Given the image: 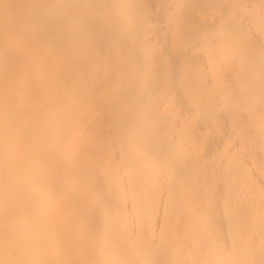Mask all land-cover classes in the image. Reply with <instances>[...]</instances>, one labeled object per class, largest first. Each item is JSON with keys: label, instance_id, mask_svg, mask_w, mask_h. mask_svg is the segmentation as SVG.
I'll return each instance as SVG.
<instances>
[{"label": "bare ground", "instance_id": "obj_1", "mask_svg": "<svg viewBox=\"0 0 264 264\" xmlns=\"http://www.w3.org/2000/svg\"><path fill=\"white\" fill-rule=\"evenodd\" d=\"M0 264H264V0H0Z\"/></svg>", "mask_w": 264, "mask_h": 264}, {"label": "rangeland", "instance_id": "obj_2", "mask_svg": "<svg viewBox=\"0 0 264 264\" xmlns=\"http://www.w3.org/2000/svg\"><path fill=\"white\" fill-rule=\"evenodd\" d=\"M6 244L7 245L3 246L5 251L10 250L13 247V244H15V243L12 241H7Z\"/></svg>", "mask_w": 264, "mask_h": 264}]
</instances>
